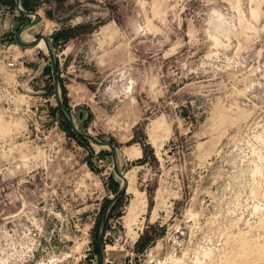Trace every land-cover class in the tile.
Instances as JSON below:
<instances>
[{
  "label": "rangeland",
  "instance_id": "rangeland-1",
  "mask_svg": "<svg viewBox=\"0 0 264 264\" xmlns=\"http://www.w3.org/2000/svg\"><path fill=\"white\" fill-rule=\"evenodd\" d=\"M31 5L22 37L54 39L79 127L120 149L107 263L264 264V0ZM30 20L0 0V264H99L121 180L53 111L46 47L14 41Z\"/></svg>",
  "mask_w": 264,
  "mask_h": 264
},
{
  "label": "water",
  "instance_id": "water-1",
  "mask_svg": "<svg viewBox=\"0 0 264 264\" xmlns=\"http://www.w3.org/2000/svg\"><path fill=\"white\" fill-rule=\"evenodd\" d=\"M15 1V8L16 11H18L23 16L31 17L30 21L24 22L19 29L15 32L14 35V41L15 43L24 49H32L38 46L40 42H44L45 49L49 56V65L51 70V75L53 79V85H54V96L56 99L57 106L61 109V111L65 114V116L68 118L72 130L81 138L88 140L89 142L94 143L95 145L99 147H106L111 152V158L113 163V170L117 178L121 180V184L116 191L115 195L111 200L106 204L105 209L101 215L100 222H99V229H98V249H99V264H108V259L106 258V232L107 231V225L109 221L110 214L114 208L115 205H117V202L123 197L125 192L128 189L129 186V180L126 177V174L124 173L121 165V157H120V149L117 145H115L111 139L103 140L100 139L97 136H94L93 134L89 133L88 131L82 130L75 118V115L73 114L72 110L66 105L63 92H62V86L60 81V75L58 72V66H57V58H56V48L54 39L49 36L48 34H41L37 38H34L32 40H26L22 36L24 32L30 30L31 28L37 26L42 21V15L35 10H29L23 7L22 0H14ZM78 118L80 121H86L89 119V113H87L86 107H80L78 109Z\"/></svg>",
  "mask_w": 264,
  "mask_h": 264
},
{
  "label": "trees",
  "instance_id": "trees-1",
  "mask_svg": "<svg viewBox=\"0 0 264 264\" xmlns=\"http://www.w3.org/2000/svg\"><path fill=\"white\" fill-rule=\"evenodd\" d=\"M8 3H10V5H13V6H15V1L14 0H6ZM31 1L32 0H22V5H23V7L24 8H26V9H33V6L31 5ZM54 43H55V41H54ZM57 66H58V70H59V64H58V61H57ZM49 67H50V65H49ZM50 75H51V70H50ZM51 77V86L49 87L51 90H54V85H53V79H52V75L50 76ZM60 81H61V86L63 87V84H62V79H61V77H60ZM61 87V88H62ZM63 88H62V92H63ZM64 96V95H63ZM64 100H65V98H64ZM65 103H66V105H67V101L65 100ZM68 106V105H67ZM53 111H55V112H57L58 114H60L59 116H61V118L63 119V123H62V125H63V128L66 130V131H68L69 133H71V134H73L75 137H77L78 139H80L81 141H83V142H86V143H90L88 140H85V139H83V138H81V137H79L73 130H72V128H71V125H70V122H69V120H68V118L65 116V114L61 111V109L58 107V106H55L54 108H53ZM118 190V189H117ZM121 200V199H120ZM119 200V201H120ZM119 201L117 202V204L119 203ZM116 206L117 205H115L114 206V208H113V210L116 208ZM104 209H105V207H104ZM104 209H103V211H104ZM112 210V211H113ZM103 211H102V213H103ZM102 215V214H101ZM111 215V214H110ZM109 219H110V217H109ZM151 241H153V240H151ZM98 253H99V249H98Z\"/></svg>",
  "mask_w": 264,
  "mask_h": 264
},
{
  "label": "bare ground",
  "instance_id": "bare-ground-1",
  "mask_svg": "<svg viewBox=\"0 0 264 264\" xmlns=\"http://www.w3.org/2000/svg\"><path fill=\"white\" fill-rule=\"evenodd\" d=\"M36 47H41V48H44L45 47V45H44V42L42 41V42H40L39 44H38V46H36ZM35 47V48H36Z\"/></svg>",
  "mask_w": 264,
  "mask_h": 264
}]
</instances>
